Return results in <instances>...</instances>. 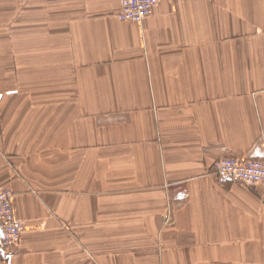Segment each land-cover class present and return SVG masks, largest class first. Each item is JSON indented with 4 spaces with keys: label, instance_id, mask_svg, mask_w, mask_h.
<instances>
[{
    "label": "crops",
    "instance_id": "obj_1",
    "mask_svg": "<svg viewBox=\"0 0 264 264\" xmlns=\"http://www.w3.org/2000/svg\"><path fill=\"white\" fill-rule=\"evenodd\" d=\"M0 0L6 264H264V0Z\"/></svg>",
    "mask_w": 264,
    "mask_h": 264
},
{
    "label": "built area",
    "instance_id": "obj_2",
    "mask_svg": "<svg viewBox=\"0 0 264 264\" xmlns=\"http://www.w3.org/2000/svg\"><path fill=\"white\" fill-rule=\"evenodd\" d=\"M159 0H120L116 16L120 20L140 22L152 13ZM219 173L248 186L264 185V161L227 156L215 161ZM12 191L0 186V246L8 249L18 243L22 225L15 218ZM6 255L0 256V264H6Z\"/></svg>",
    "mask_w": 264,
    "mask_h": 264
},
{
    "label": "rangeland",
    "instance_id": "obj_3",
    "mask_svg": "<svg viewBox=\"0 0 264 264\" xmlns=\"http://www.w3.org/2000/svg\"><path fill=\"white\" fill-rule=\"evenodd\" d=\"M3 187V186H2Z\"/></svg>",
    "mask_w": 264,
    "mask_h": 264
}]
</instances>
